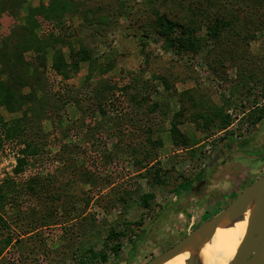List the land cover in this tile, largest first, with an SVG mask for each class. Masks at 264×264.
<instances>
[{"label": "rangeland", "instance_id": "374dc122", "mask_svg": "<svg viewBox=\"0 0 264 264\" xmlns=\"http://www.w3.org/2000/svg\"><path fill=\"white\" fill-rule=\"evenodd\" d=\"M79 1L77 13L53 22L38 18L36 35L54 46L42 60L33 50L18 49L13 31L25 24L29 10L46 8L49 0H0L11 13L0 22V81L14 89L18 76L27 78L17 89L14 113L1 106L0 115L18 119V135L33 139L41 155L1 191L0 264H76L89 249L105 250L107 261L99 264H143L264 174V119L256 128L242 121L254 98V108L264 104L263 0H255L254 11L251 4L242 6L239 17L229 12L236 31L216 41L206 36L203 22L194 21L202 47L183 56L163 47L155 17L185 25L192 21L191 0ZM79 44L115 67L85 79L86 64H80L61 79L50 67L54 49L71 62L79 58ZM212 73L223 78L219 85L230 103L246 109L223 131L217 117L206 130L195 119L212 115L209 110L220 104ZM171 121L188 138L187 147L172 145ZM159 178L165 182L155 184ZM186 179L189 189L180 190ZM144 194H153L146 209L140 204ZM125 222L132 231L106 248L108 231H122Z\"/></svg>", "mask_w": 264, "mask_h": 264}, {"label": "trees", "instance_id": "16d2710c", "mask_svg": "<svg viewBox=\"0 0 264 264\" xmlns=\"http://www.w3.org/2000/svg\"><path fill=\"white\" fill-rule=\"evenodd\" d=\"M20 2H24V0H20ZM263 3L264 0L262 4ZM249 4H251V6L248 7L250 8V11L257 10L258 4L255 2V0H191V4L188 6V10L191 11L190 18L192 19V21L188 22L185 25L172 21L165 15L156 16V28L159 30V36L164 43L163 47H167L173 50L176 48V51L180 56H183L188 52L197 53L199 51L198 49H200V46L202 47V41L200 40V38L196 37V29H199V26L196 25V27H193L192 24L194 21H197V23L203 22L206 25V36H208L211 41H216L217 38L224 35L227 30H231L230 32L236 31V29L230 28L232 25V19L228 17V13L233 12L236 17H239L240 14L244 11L242 6H247ZM262 4H259L260 8L264 9V4L263 6ZM80 5L81 3L79 0H49V5L46 8L29 10V18L26 19L25 24L19 26L18 28H16V30L13 31V34L16 35L18 41L17 48H20L24 51L33 50L35 53H37V57L39 59L45 60L47 48H52L54 46L49 43L50 41L48 39L45 40L43 36L39 38L36 35L35 30L40 27L38 18L45 17V20H43L42 22H53L54 19L58 18L60 14H63L65 12H71V14L77 13L78 11H80V9H78V6ZM254 5L256 7H254ZM219 6L220 10H218L217 8ZM213 9H217V12L222 11L221 15H218V13L214 12ZM89 11L92 12L91 10ZM10 15L11 13L9 11H7L6 9L3 10L2 7H0V22L9 19ZM248 32L249 31L246 29V35L249 34ZM49 35L51 34L49 33L48 36ZM5 44L6 42L1 43L2 46ZM78 54V59H72L70 60L71 62H69L62 54L61 50L54 49V52L50 59L51 69L57 76H60L61 79L67 80L70 77L71 73L78 72L81 66L80 64H86L87 74L85 76V79L92 78L95 75V72L104 75L115 67L112 60H109L105 63H100L99 58L93 57L91 55V51L82 44H79ZM26 79V76L24 77V79L18 76V81L14 89L6 85L3 81H0V107L3 106L9 113H14L17 89H21L23 86L27 85ZM220 79L223 78L221 76H216L213 73L209 76V81L211 84L210 86L212 90L217 94H220V91H222V93L220 94L221 98L219 99L220 104H217L213 107L212 110H209L212 115L206 113L198 114L195 117L197 121H202V125L205 130L209 127L210 123L214 122V117H217V126L219 127L218 130L223 131L228 128V126L234 119H236V116L239 115V113H242L243 115L244 110H246L245 105H243L241 102L240 104H234L233 101H231L230 103V95H226L224 93V90L219 85L221 84ZM218 86H220V88H218ZM262 93L264 95V91ZM263 95L260 96L263 97ZM142 99L144 100L145 98ZM254 104H256L255 98L253 105ZM253 105H250L251 111L248 112L246 117L242 118V121L246 119L248 121V127L256 128L259 121L264 119V104L260 106V108H254ZM99 110L101 114H104L101 108H99ZM19 126L20 121L18 119L15 118L11 119V121H4L2 116L0 115V136H2L5 141L17 142L20 152V157L17 160V165L14 169L13 176L5 180L0 185V201H2L6 196V192L4 194L1 192L3 187L6 184H12L15 178L22 176L26 167L34 166V164L41 158V155H38L39 153H37L36 146H34L35 141H33V139L24 140L20 135H18ZM196 126L199 128L198 122L196 123ZM168 134L169 139L174 147H187L188 138L179 130L177 121H171ZM226 136L227 134L223 138L226 139ZM147 141L149 143H154L155 145H157V147L162 145V141L159 138H156L154 141H152L149 137H147ZM159 179L160 180H156L153 182L155 184H162L165 182L164 179ZM196 179H200V175H198ZM190 185V180L186 179L184 182L179 183L178 188L184 191L189 189ZM152 197L153 194H144L142 196L140 204L144 209L148 208L149 201L153 199ZM128 224L129 223L124 224L122 231L115 232L114 230H109L104 240V246L108 248L110 245L109 243H111L112 245L113 241L126 236L128 231H132V229H129ZM3 227L5 226L3 225ZM9 243L10 237L4 240V245H7ZM104 251L105 250L101 249L96 252L89 249L87 250V253H84V255H82L77 260L76 264H99L100 262L104 263L107 261V256ZM112 251H117V245L112 246Z\"/></svg>", "mask_w": 264, "mask_h": 264}, {"label": "water", "instance_id": "95a60500", "mask_svg": "<svg viewBox=\"0 0 264 264\" xmlns=\"http://www.w3.org/2000/svg\"><path fill=\"white\" fill-rule=\"evenodd\" d=\"M260 200L257 208L249 220V225L244 237L238 245L229 264H264V176L263 174L250 185L242 189L230 203L220 212L205 220L174 245L153 257L143 264H163L171 256L189 248L204 231L227 226L231 223L235 209L241 210L249 203ZM242 213L241 211L239 214ZM186 264H193V259L188 258Z\"/></svg>", "mask_w": 264, "mask_h": 264}, {"label": "bare ground", "instance_id": "6f19581e", "mask_svg": "<svg viewBox=\"0 0 264 264\" xmlns=\"http://www.w3.org/2000/svg\"><path fill=\"white\" fill-rule=\"evenodd\" d=\"M259 201L249 203L242 210L237 207L229 225L213 229L210 235V231H204L194 244L171 256L163 264H186L188 258L193 259V264H229ZM240 211L242 213L239 214ZM262 243L264 244V238Z\"/></svg>", "mask_w": 264, "mask_h": 264}, {"label": "built area", "instance_id": "2783aa9c", "mask_svg": "<svg viewBox=\"0 0 264 264\" xmlns=\"http://www.w3.org/2000/svg\"><path fill=\"white\" fill-rule=\"evenodd\" d=\"M20 157L19 145L15 141H5L0 136V185L12 177Z\"/></svg>", "mask_w": 264, "mask_h": 264}, {"label": "flooded vegetation", "instance_id": "af4514ba", "mask_svg": "<svg viewBox=\"0 0 264 264\" xmlns=\"http://www.w3.org/2000/svg\"><path fill=\"white\" fill-rule=\"evenodd\" d=\"M226 147L228 148V146L226 145ZM264 151V150H263ZM262 152V151H260ZM251 154H254V153H251ZM262 155V156H261ZM259 156L263 157L264 156V153L260 154Z\"/></svg>", "mask_w": 264, "mask_h": 264}]
</instances>
